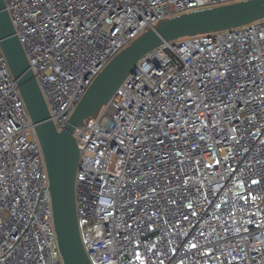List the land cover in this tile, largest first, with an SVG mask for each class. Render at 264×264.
Returning <instances> with one entry per match:
<instances>
[{
  "label": "built area",
  "instance_id": "built-area-1",
  "mask_svg": "<svg viewBox=\"0 0 264 264\" xmlns=\"http://www.w3.org/2000/svg\"><path fill=\"white\" fill-rule=\"evenodd\" d=\"M232 1L4 3L59 130L147 27ZM102 107L72 132L92 264H140L137 253L144 264H264V16L152 48ZM0 264H63L43 154L1 47Z\"/></svg>",
  "mask_w": 264,
  "mask_h": 264
},
{
  "label": "water",
  "instance_id": "water-1",
  "mask_svg": "<svg viewBox=\"0 0 264 264\" xmlns=\"http://www.w3.org/2000/svg\"><path fill=\"white\" fill-rule=\"evenodd\" d=\"M264 16V0H237L191 9L156 21L115 53L92 79L57 129L29 66L14 26L0 0V47L33 123L48 178L53 231L63 264H92L81 241L76 214L74 175L79 149L73 130L94 118L136 61L165 41L238 26Z\"/></svg>",
  "mask_w": 264,
  "mask_h": 264
},
{
  "label": "snow or ice",
  "instance_id": "snow-or-ice-1",
  "mask_svg": "<svg viewBox=\"0 0 264 264\" xmlns=\"http://www.w3.org/2000/svg\"><path fill=\"white\" fill-rule=\"evenodd\" d=\"M45 27H47V25H45ZM92 27L94 28L95 27V24H93ZM64 43H65L64 40H60L59 41V44H64ZM161 143H162V141H161ZM258 183H260V181L252 180V184L253 185L258 184ZM189 206H191V205H189ZM191 247L192 248H195L197 246L195 244H193V245H191ZM136 258L140 261V264H144V261L141 259L140 255L138 253L136 254Z\"/></svg>",
  "mask_w": 264,
  "mask_h": 264
},
{
  "label": "rangeland",
  "instance_id": "rangeland-1",
  "mask_svg": "<svg viewBox=\"0 0 264 264\" xmlns=\"http://www.w3.org/2000/svg\"><path fill=\"white\" fill-rule=\"evenodd\" d=\"M103 109V107H102ZM121 164V161H119L116 157H111L110 159V168L113 169V171H118V168Z\"/></svg>",
  "mask_w": 264,
  "mask_h": 264
},
{
  "label": "trees",
  "instance_id": "trees-1",
  "mask_svg": "<svg viewBox=\"0 0 264 264\" xmlns=\"http://www.w3.org/2000/svg\"><path fill=\"white\" fill-rule=\"evenodd\" d=\"M90 118H87L86 120H89Z\"/></svg>",
  "mask_w": 264,
  "mask_h": 264
}]
</instances>
